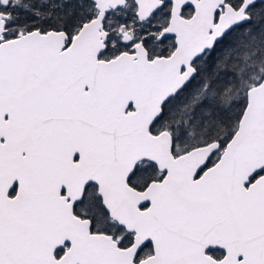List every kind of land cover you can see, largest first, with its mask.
Here are the masks:
<instances>
[{"label": "snow or ice", "instance_id": "obj_1", "mask_svg": "<svg viewBox=\"0 0 264 264\" xmlns=\"http://www.w3.org/2000/svg\"><path fill=\"white\" fill-rule=\"evenodd\" d=\"M0 264H264V0H0Z\"/></svg>", "mask_w": 264, "mask_h": 264}]
</instances>
